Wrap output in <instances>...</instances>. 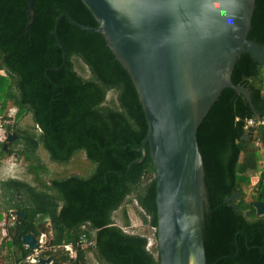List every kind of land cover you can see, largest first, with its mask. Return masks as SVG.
<instances>
[{"label":"trees","instance_id":"trees-1","mask_svg":"<svg viewBox=\"0 0 264 264\" xmlns=\"http://www.w3.org/2000/svg\"><path fill=\"white\" fill-rule=\"evenodd\" d=\"M33 7L34 18L27 24L28 0H0V124L5 135H17L6 149L0 141V160L15 154L37 176L46 167L42 148L58 163L82 152L91 168L51 177L42 185L16 177L0 181V220H10L5 236L0 229V264H32L21 259L33 251L22 244L26 233L46 235L38 254L48 257L49 264H89V252L101 264H159L157 242L150 248L146 234L128 229L126 204L133 203L156 239L150 155L127 169L141 156L147 133L131 77L102 33L82 28L66 15L57 24L63 61L55 35L57 16L98 24L82 0H33ZM247 37L264 47V0H255ZM75 57L88 75L75 68ZM231 79L249 88L254 107L243 93L224 87L197 129L209 199L203 219L206 259L264 264V213L253 205L259 200L264 207V125L244 127L256 113L264 116V64L242 52ZM28 115L32 124L22 122ZM234 192L241 194L235 207L225 201ZM81 235L91 243L79 242Z\"/></svg>","mask_w":264,"mask_h":264},{"label":"water","instance_id":"water-1","mask_svg":"<svg viewBox=\"0 0 264 264\" xmlns=\"http://www.w3.org/2000/svg\"><path fill=\"white\" fill-rule=\"evenodd\" d=\"M82 1L97 26L60 14L55 35L64 61L66 52L57 32L62 15L82 28L99 31L131 77L147 133L141 156L127 169L150 155L156 179L159 264H213L207 262L204 246L209 199L197 129L224 87L240 91L254 107L249 88L233 83L231 73L245 51L264 64V47L247 37L255 0ZM27 11L29 24L35 14L33 0H28ZM16 136L9 131L3 148ZM240 196L234 192L225 201L235 207ZM253 205L258 214L264 213L261 201ZM13 212L24 215L21 210ZM22 244L34 250L38 238L26 233ZM35 258L33 264H48L47 257L36 254Z\"/></svg>","mask_w":264,"mask_h":264},{"label":"rangeland","instance_id":"rangeland-1","mask_svg":"<svg viewBox=\"0 0 264 264\" xmlns=\"http://www.w3.org/2000/svg\"><path fill=\"white\" fill-rule=\"evenodd\" d=\"M75 68L83 75L89 74L86 65L77 57H75ZM111 93L112 92L109 93V96L112 95ZM22 122L25 124H32V119L28 115L24 117ZM5 136L6 135L2 127L0 126V141L4 140ZM39 152L46 166L43 171L39 172V175L35 176L33 172L29 171V169L27 168L26 161L23 158L18 157L15 154H12L3 157L0 160V181L9 177H16L30 181L32 183H36L38 185H42L44 183H48V179L51 177L62 176L71 172L86 173L91 168V164L84 157L82 152L76 153L66 163H58L52 161L51 159H49L47 153L42 148H40ZM0 204H2L1 189H0ZM126 207L131 222V225L128 229L132 232H139L146 234L149 238L148 245L150 248H152L156 243V239L153 235V231L143 223L141 216L138 213V211L135 209L133 203L126 204ZM115 216H117V214H115ZM5 221L7 222L10 220L5 218ZM45 240H46V235H44L42 243L45 244L46 243L44 242ZM25 246L26 245H24V247ZM3 247H4V240L0 238V254L1 252H4ZM21 257L22 256H20V258ZM88 261L89 264H101L91 252L88 253ZM3 263L10 264V262L8 261L6 262V260L2 261V264Z\"/></svg>","mask_w":264,"mask_h":264},{"label":"built area","instance_id":"built-area-1","mask_svg":"<svg viewBox=\"0 0 264 264\" xmlns=\"http://www.w3.org/2000/svg\"><path fill=\"white\" fill-rule=\"evenodd\" d=\"M261 124L264 125V116L263 117H249V118L246 119L244 127L245 128H250V127H253V126L256 127V126L261 125ZM0 126H1V124H0ZM0 229H1V235L5 236L7 234L5 219L0 220ZM43 237H44V234H41L38 237V244H41L43 242ZM79 242L91 243V241L87 240V238L84 235L80 236ZM71 246H72L71 243L66 244V247H68V248H70ZM38 250L39 249H38V246H37L31 253L26 255V257L23 258L22 260H27V261H31V262L36 261L35 255L38 254ZM73 255H74V253H73Z\"/></svg>","mask_w":264,"mask_h":264},{"label":"bare ground","instance_id":"bare-ground-1","mask_svg":"<svg viewBox=\"0 0 264 264\" xmlns=\"http://www.w3.org/2000/svg\"><path fill=\"white\" fill-rule=\"evenodd\" d=\"M22 261H23V260H22ZM28 262L33 264V263L36 262V261H34V262L28 261Z\"/></svg>","mask_w":264,"mask_h":264},{"label":"flooded vegetation","instance_id":"flooded-vegetation-1","mask_svg":"<svg viewBox=\"0 0 264 264\" xmlns=\"http://www.w3.org/2000/svg\"><path fill=\"white\" fill-rule=\"evenodd\" d=\"M16 210H19V209H15L14 211H16ZM16 214V213H15ZM48 258V257H47ZM50 262L48 261V264H49Z\"/></svg>","mask_w":264,"mask_h":264},{"label":"crops","instance_id":"crops-1","mask_svg":"<svg viewBox=\"0 0 264 264\" xmlns=\"http://www.w3.org/2000/svg\"><path fill=\"white\" fill-rule=\"evenodd\" d=\"M257 117V116H256Z\"/></svg>","mask_w":264,"mask_h":264}]
</instances>
